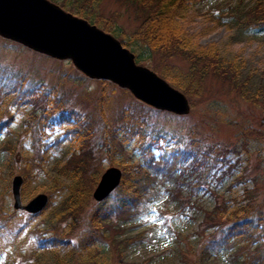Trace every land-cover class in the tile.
Masks as SVG:
<instances>
[{
  "label": "trees",
  "instance_id": "trees-1",
  "mask_svg": "<svg viewBox=\"0 0 264 264\" xmlns=\"http://www.w3.org/2000/svg\"><path fill=\"white\" fill-rule=\"evenodd\" d=\"M51 1L113 34L134 53L136 62L146 61L149 68L180 89L192 106V98L207 91L206 80L212 79L221 82L224 92L233 100L264 108V73L258 83H254L253 78L245 73L242 60L230 58L214 43L199 45L193 35L182 30L179 19L187 6L186 0H115L134 14L137 24L129 32L117 24L119 12L108 15L103 12L102 0ZM249 1L235 7L236 11L239 10L236 18L246 29L262 33L264 0ZM171 59L182 61L185 68L171 63ZM3 70L0 65V74ZM23 81L0 96V133L12 118L7 108L1 106L3 101L17 106L30 104L40 108L42 115L51 111L49 103L56 99L57 87L23 91ZM100 83L102 91L97 98L99 142H94L95 124L83 126L72 116L75 114H60L56 119L59 123L75 119L66 132L77 136L79 142L78 151H72L64 161L55 163L58 174L70 178L71 183L65 184L54 178L51 190H45L49 196L45 210L50 208L47 214H53L56 222L40 229L38 224H32V220L45 210L30 215L18 210H4L0 206V264H11L14 257L8 249L15 246L22 235L28 254L51 253L52 264H97L103 247L99 236H105L100 231L113 218L141 213L162 193L167 199H173L183 190L192 193V189L204 188L216 197L213 207L204 210L201 221V232L206 238L204 253L211 255L209 251H215L218 255L220 251L237 245L238 249L250 248V252L244 251L243 255L238 251L232 253L234 264H264V193L263 197L257 193V183L264 176V155L259 147V143L264 142V131L250 123L226 119L224 123L236 126L238 140L235 143H206L196 124L189 128L185 137L175 135L174 141L170 142L159 129L148 130L145 110H152L150 107L134 101L127 105L118 104L114 109L112 96L106 93V85L111 83ZM4 113L7 114L5 121L2 120ZM32 118L33 123L39 121L35 113ZM26 130L30 132L32 128L29 126ZM59 144L58 138L54 139L53 149L57 150ZM31 146L36 157H27L25 165L19 169L24 179L23 195L31 170L39 167L43 157L40 142L36 145L33 141ZM155 147L160 149L157 155ZM3 149L13 154L15 147L5 142ZM96 149L103 150L110 163H115L116 159L125 163L122 164L123 176L119 186L102 202L91 204V191L99 171L93 169L89 176L87 174ZM230 154L236 156L233 162ZM253 158L261 163L262 173L250 174L249 165ZM10 160L14 161V158ZM237 167L238 171H235ZM218 170L219 179L228 173L234 176L227 188L229 191L241 185V192H230L228 197L218 193L211 185V178ZM9 173L12 174V170ZM249 180L251 188L247 185ZM9 186L6 187L7 194H10ZM53 192L60 196L57 203ZM182 202L179 201V208L185 210V202ZM126 240L131 239L120 241ZM118 247L119 243L115 244L114 248ZM204 260L201 258V264H205Z\"/></svg>",
  "mask_w": 264,
  "mask_h": 264
},
{
  "label": "rangeland",
  "instance_id": "rangeland-1",
  "mask_svg": "<svg viewBox=\"0 0 264 264\" xmlns=\"http://www.w3.org/2000/svg\"><path fill=\"white\" fill-rule=\"evenodd\" d=\"M186 2L187 6L179 19L182 30L193 35L199 45L207 46L214 43L230 58L236 61L242 60L245 73L253 78L254 83H258L264 73V32L254 33L246 29L236 18L239 10L235 9L237 5L241 7L250 1L243 0L239 3L240 0H186ZM101 9L106 15L110 12H119L120 17L116 22L127 32L137 24L134 14L130 10L126 11L125 6L115 0H102ZM170 62L185 68V64L180 60L171 59ZM141 63L148 66L146 61ZM0 65L4 68L0 74L2 97L22 79L23 91L40 88L48 90L53 86L58 89L56 99L49 103L51 111L47 115H42L40 108L32 107L30 104L17 106L4 101L1 104L3 108H7L12 118L9 120V125L0 133V206H3L4 210L12 211L13 200L11 193L7 194L6 187L10 185L11 178L15 174H21L19 169L25 165L26 158L36 157L31 146L33 141L36 145L38 142L42 144L43 157L39 167H35L30 172L25 194H22L23 202H27L40 192L48 194L45 190H51L54 178L65 184L71 183L70 178L58 174L55 163L64 161L72 151H78L77 136L66 132L75 119L83 126L95 124L97 131L94 142L100 141L97 98L102 91V85L100 80L87 78L75 70L68 60L53 59L1 37ZM206 84L208 92L205 91L202 95L192 98L194 105L190 104V112L186 115H176L151 107L152 110H145L148 130L159 129L160 133L173 142V136L185 137L189 128L196 124L200 136L209 144L210 142L235 143L238 140L237 130L234 128L236 126L224 123L226 119L238 123H250L264 131V108L233 100L226 95L222 83L218 80L207 79ZM124 90L113 83L106 85V93L112 96L114 109L118 104L127 105L137 101L129 91ZM1 100L2 98L0 102ZM34 113L39 118L37 123H33ZM60 114H75L72 115L75 119L59 123L56 119ZM2 120H7L6 113ZM29 126L32 128L30 132L26 130ZM56 138L60 144L59 148L54 150L52 143ZM5 142H10L15 147L13 154L3 149ZM259 147L264 155L263 141L259 143ZM154 152L157 155L160 149L155 147ZM229 157H232L231 162H233L236 156L230 154ZM13 158L14 161H11L10 159ZM124 163L121 159L110 163L103 150L93 151L91 168L87 176L93 169L98 170L99 173L95 172L97 180L92 191L101 174L108 167L120 168L123 176ZM260 166L261 163L257 159H251L250 174L262 173ZM10 170L12 174L9 173ZM235 171H238V167ZM219 173L218 170L211 178V185L217 188L218 193L228 197L230 192H241V185L231 191L227 189L233 180V175L228 173L219 179ZM263 184L264 176L257 183L259 197H263ZM247 185L248 188L252 187L250 180ZM181 192L173 199H167L164 193L160 194L154 201L148 203L145 210L135 216L113 218L112 222L100 231V233L103 231L105 236H99L103 247L98 255L100 261L97 264H201V258L205 259V264H234L233 259L231 260L232 253L238 251V254L243 255L244 251L250 252V248L238 249L237 245H232L220 251L218 255H215V251H209L211 255H206L204 253L206 249H203L206 238L201 232L203 227L201 221L204 210L213 207L216 197L206 188L192 189V193L188 190ZM53 196L57 203L60 196L55 192ZM179 201L185 202V210H180ZM95 203L91 196V204ZM49 209L34 218L32 224H38L40 229H44L50 227L52 222H56L53 214H47ZM127 238L131 240L120 241ZM24 239L22 235L15 246L8 249L11 257H14L11 264H52L51 253L28 254ZM117 243L119 247L115 249Z\"/></svg>",
  "mask_w": 264,
  "mask_h": 264
},
{
  "label": "water",
  "instance_id": "water-1",
  "mask_svg": "<svg viewBox=\"0 0 264 264\" xmlns=\"http://www.w3.org/2000/svg\"><path fill=\"white\" fill-rule=\"evenodd\" d=\"M0 37L56 60H69L87 78L109 81L126 89L137 101L176 115L190 112L188 97L142 63L111 33L63 9L51 0H0ZM23 176L11 178L15 210L42 212L49 197L40 192L23 202ZM122 180L120 168L111 166L101 174L92 199L101 202Z\"/></svg>",
  "mask_w": 264,
  "mask_h": 264
}]
</instances>
